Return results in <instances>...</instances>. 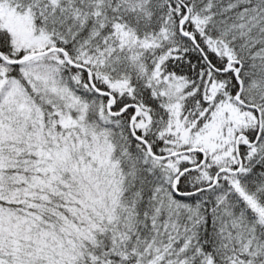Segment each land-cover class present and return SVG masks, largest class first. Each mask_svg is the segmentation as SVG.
<instances>
[{
	"label": "snow or ice",
	"instance_id": "1",
	"mask_svg": "<svg viewBox=\"0 0 264 264\" xmlns=\"http://www.w3.org/2000/svg\"><path fill=\"white\" fill-rule=\"evenodd\" d=\"M0 264H264V0H0Z\"/></svg>",
	"mask_w": 264,
	"mask_h": 264
}]
</instances>
